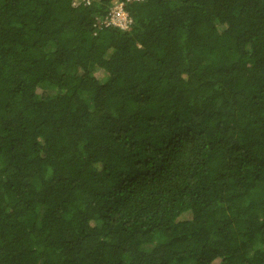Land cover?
Here are the masks:
<instances>
[{
  "label": "trees",
  "instance_id": "16d2710c",
  "mask_svg": "<svg viewBox=\"0 0 264 264\" xmlns=\"http://www.w3.org/2000/svg\"><path fill=\"white\" fill-rule=\"evenodd\" d=\"M73 1L0 0V264H264V0Z\"/></svg>",
  "mask_w": 264,
  "mask_h": 264
},
{
  "label": "built area",
  "instance_id": "2783aa9c",
  "mask_svg": "<svg viewBox=\"0 0 264 264\" xmlns=\"http://www.w3.org/2000/svg\"><path fill=\"white\" fill-rule=\"evenodd\" d=\"M130 1V0H125ZM92 0H74L72 2L73 6H77L79 4L89 5L91 4ZM101 24L105 27L107 26H115L121 30H128L131 24V20L127 16V13L124 11V2L117 1L112 4L109 9L108 16L103 19Z\"/></svg>",
  "mask_w": 264,
  "mask_h": 264
},
{
  "label": "rangeland",
  "instance_id": "374dc122",
  "mask_svg": "<svg viewBox=\"0 0 264 264\" xmlns=\"http://www.w3.org/2000/svg\"><path fill=\"white\" fill-rule=\"evenodd\" d=\"M92 68V66L90 67V69ZM93 71L95 70V69H92ZM96 71V70H95ZM100 76H101V73L99 74ZM45 89V88H44ZM38 210H40L39 212H42V209L40 208V209H38Z\"/></svg>",
  "mask_w": 264,
  "mask_h": 264
}]
</instances>
